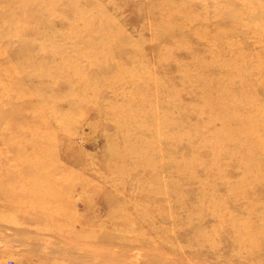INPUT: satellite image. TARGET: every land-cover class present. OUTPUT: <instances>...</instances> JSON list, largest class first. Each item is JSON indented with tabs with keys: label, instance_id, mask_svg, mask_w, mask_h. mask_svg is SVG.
<instances>
[{
	"label": "rangeland",
	"instance_id": "obj_1",
	"mask_svg": "<svg viewBox=\"0 0 264 264\" xmlns=\"http://www.w3.org/2000/svg\"><path fill=\"white\" fill-rule=\"evenodd\" d=\"M0 264H264V0H0Z\"/></svg>",
	"mask_w": 264,
	"mask_h": 264
}]
</instances>
